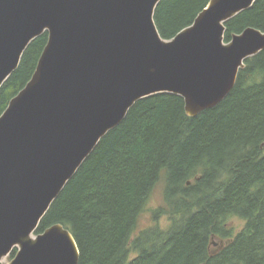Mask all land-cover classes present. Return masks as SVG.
<instances>
[{
  "label": "water",
  "instance_id": "95a60500",
  "mask_svg": "<svg viewBox=\"0 0 264 264\" xmlns=\"http://www.w3.org/2000/svg\"><path fill=\"white\" fill-rule=\"evenodd\" d=\"M161 1L0 0V90L48 34L31 81L0 117V264L15 251L9 264H79L69 229L36 232L102 139L157 95L182 97L191 118L216 108L264 52L255 28L225 42L226 24L257 0H211L170 41L155 23Z\"/></svg>",
  "mask_w": 264,
  "mask_h": 264
},
{
  "label": "trees",
  "instance_id": "16d2710c",
  "mask_svg": "<svg viewBox=\"0 0 264 264\" xmlns=\"http://www.w3.org/2000/svg\"><path fill=\"white\" fill-rule=\"evenodd\" d=\"M210 1L162 0L154 17L161 37L170 41L192 26ZM226 28V43L247 28L264 32V0ZM47 43V33L35 40L1 88L0 117L31 81ZM263 143L264 52L246 61L225 101L196 118L173 94L138 102L68 183L36 235L57 224L69 229L79 264H264ZM161 183L164 205L153 213L154 226L134 236ZM233 218L245 223L239 233L229 225ZM218 239L232 241L215 254Z\"/></svg>",
  "mask_w": 264,
  "mask_h": 264
},
{
  "label": "rangeland",
  "instance_id": "374dc122",
  "mask_svg": "<svg viewBox=\"0 0 264 264\" xmlns=\"http://www.w3.org/2000/svg\"><path fill=\"white\" fill-rule=\"evenodd\" d=\"M164 184L161 183L154 191L151 199L149 200L146 209L144 211V213L142 214L140 221H139V226L138 229L136 230V233L134 236H137L141 231L146 230L152 226H154V217H153V213L154 211H156L157 209H159L160 207H162L164 205ZM161 226L162 228H169L170 224L168 222V219L162 218L161 221ZM229 225L231 227H234L235 232H240L243 230L245 223L242 222L239 219L233 218L230 222ZM14 255L13 253L7 257L6 259L3 260L2 264H9L13 259H14ZM135 255H131V259L135 258Z\"/></svg>",
  "mask_w": 264,
  "mask_h": 264
},
{
  "label": "flooded vegetation",
  "instance_id": "af4514ba",
  "mask_svg": "<svg viewBox=\"0 0 264 264\" xmlns=\"http://www.w3.org/2000/svg\"><path fill=\"white\" fill-rule=\"evenodd\" d=\"M239 233V232H237ZM232 240L230 239H218L217 241L214 242V245L217 249L214 253L216 254L219 250L223 249L225 246H227Z\"/></svg>",
  "mask_w": 264,
  "mask_h": 264
}]
</instances>
